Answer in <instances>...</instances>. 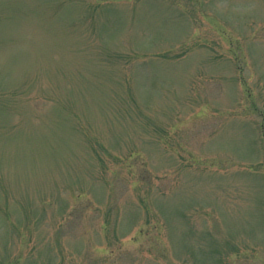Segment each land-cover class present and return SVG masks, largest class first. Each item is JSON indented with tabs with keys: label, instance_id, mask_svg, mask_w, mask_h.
Masks as SVG:
<instances>
[{
	"label": "rangeland",
	"instance_id": "rangeland-1",
	"mask_svg": "<svg viewBox=\"0 0 264 264\" xmlns=\"http://www.w3.org/2000/svg\"><path fill=\"white\" fill-rule=\"evenodd\" d=\"M0 264H264V0H0Z\"/></svg>",
	"mask_w": 264,
	"mask_h": 264
}]
</instances>
